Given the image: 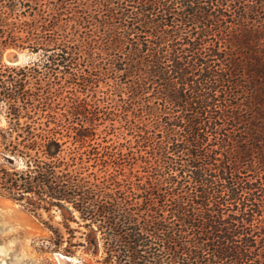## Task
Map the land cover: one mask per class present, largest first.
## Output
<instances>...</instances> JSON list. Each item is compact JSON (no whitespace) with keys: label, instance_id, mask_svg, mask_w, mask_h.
I'll return each instance as SVG.
<instances>
[{"label":"trees","instance_id":"trees-1","mask_svg":"<svg viewBox=\"0 0 264 264\" xmlns=\"http://www.w3.org/2000/svg\"><path fill=\"white\" fill-rule=\"evenodd\" d=\"M89 1L138 149L104 158L112 181L91 169L48 111L75 45L56 17L26 18L28 0H0V193L68 209L96 249L100 233L104 264H264V0ZM11 46L44 59L10 63ZM72 236L66 250L85 245Z\"/></svg>","mask_w":264,"mask_h":264},{"label":"rangeland","instance_id":"rangeland-1","mask_svg":"<svg viewBox=\"0 0 264 264\" xmlns=\"http://www.w3.org/2000/svg\"><path fill=\"white\" fill-rule=\"evenodd\" d=\"M28 1L31 5L25 6L28 9L25 17H34L37 23L46 19L53 23L56 17L55 27L75 45L73 50H77L71 66L73 72H60L59 82H53L48 111L59 127H63V132L70 134V139L86 151L84 155H90L91 169L112 181V168L104 158L110 159L109 153L129 155L138 149L134 147L136 112L127 102L125 78L111 62L114 50L100 37L103 28L96 18L95 6L89 0ZM10 50L20 54L19 61L10 63L26 64L44 59L42 48L11 46L3 51L6 61ZM7 119L0 101V125ZM3 158L0 152V161ZM74 213L79 217L78 211ZM70 216L68 209L61 208L34 212L17 199L0 193V254H4L6 264H57L56 253L76 255L79 258L76 264H104L100 233H94L99 240L96 249L92 242L86 241L91 229L83 220L78 222ZM57 227L64 239L60 243H56ZM71 234L72 241H84L85 245H72L71 251L66 250Z\"/></svg>","mask_w":264,"mask_h":264},{"label":"bare ground","instance_id":"bare-ground-1","mask_svg":"<svg viewBox=\"0 0 264 264\" xmlns=\"http://www.w3.org/2000/svg\"><path fill=\"white\" fill-rule=\"evenodd\" d=\"M0 252H2L1 248H0ZM56 258H57V264H76L77 262V259L75 257L67 256L63 253H56ZM0 264H6L5 256L3 253L2 255L0 254Z\"/></svg>","mask_w":264,"mask_h":264},{"label":"water","instance_id":"water-1","mask_svg":"<svg viewBox=\"0 0 264 264\" xmlns=\"http://www.w3.org/2000/svg\"><path fill=\"white\" fill-rule=\"evenodd\" d=\"M19 59H20V54H19L18 51H16V50H10L8 52L7 60L9 62H17V61H19ZM67 255H69V254H67ZM70 256L75 257L77 260L79 259L76 255H70Z\"/></svg>","mask_w":264,"mask_h":264}]
</instances>
